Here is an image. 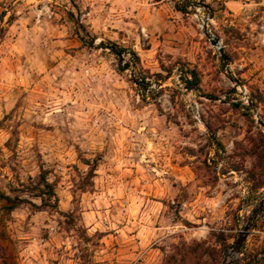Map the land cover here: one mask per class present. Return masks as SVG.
<instances>
[{
    "label": "rangeland",
    "instance_id": "obj_1",
    "mask_svg": "<svg viewBox=\"0 0 264 264\" xmlns=\"http://www.w3.org/2000/svg\"><path fill=\"white\" fill-rule=\"evenodd\" d=\"M230 1L0 0V190L24 199L2 223L14 264H221L264 197V131L234 81L264 120L249 60L264 58V0ZM42 170L58 199L38 196ZM262 252L264 210L234 264Z\"/></svg>",
    "mask_w": 264,
    "mask_h": 264
},
{
    "label": "water",
    "instance_id": "obj_2",
    "mask_svg": "<svg viewBox=\"0 0 264 264\" xmlns=\"http://www.w3.org/2000/svg\"><path fill=\"white\" fill-rule=\"evenodd\" d=\"M201 4L204 7H208V5H206L203 2H201ZM208 20H209V18H207L203 22L204 33H205L206 36H208V38L210 40V43L221 54V57H222L223 62L225 64H227L228 63V60L226 59L225 51H224V48H223V46L221 44V40H220L219 37H217L216 35H214V33H212L211 29L208 27ZM234 81L244 90L243 95L247 96V102H248L250 108L252 109L254 115L256 116V119H257L258 124L260 125V127H262V129L264 131V120L260 116L256 105L249 98V96L246 94V91H245V88H244L243 84L238 79H234ZM263 210H264V197H263L262 201L252 211V213L249 216V218H248L245 226L243 227V229L238 234V236H237L235 242L233 243V245L226 251V254L223 257V260H222L221 264H234L237 261V259L239 258V256L242 253V248H243L244 242L246 241L249 233L251 232V229L253 228V225H254L255 221L257 220L259 214Z\"/></svg>",
    "mask_w": 264,
    "mask_h": 264
},
{
    "label": "trees",
    "instance_id": "obj_3",
    "mask_svg": "<svg viewBox=\"0 0 264 264\" xmlns=\"http://www.w3.org/2000/svg\"><path fill=\"white\" fill-rule=\"evenodd\" d=\"M87 43L89 45H91V43L89 41ZM111 49L113 50V52L116 55L121 56V54H122L121 49H117L113 45L111 46ZM132 54L134 56H136L135 53H132ZM190 73L192 74V79H191V81L187 82V84H189L188 86H199V79H198L197 74L194 71H190ZM183 79H184V77H183ZM39 181H40V184L42 186L47 188V190L44 191V189H42L41 187H36V190L38 191V196H40L42 198V200H44V196L46 194H48L50 197L58 199L57 194H56L55 189H54V185L52 183H50L47 179L46 171L42 170V172L40 174V180ZM0 199L7 202L6 204H4L1 207V209L3 211V216L0 217V264H14L13 263L14 257L12 258V257H9V255H6L5 251L7 248L4 247L2 245V242H1L2 240L7 238L6 231L4 229H2V226H3L2 223H3L4 215L11 213L22 202H24V199H21L20 197L12 198L11 196L7 195L2 190H0ZM262 255H264V252H262ZM242 260L245 261L244 264H257L260 259L256 258V259L246 261V258L243 257ZM236 264H238V263H236Z\"/></svg>",
    "mask_w": 264,
    "mask_h": 264
},
{
    "label": "crops",
    "instance_id": "obj_4",
    "mask_svg": "<svg viewBox=\"0 0 264 264\" xmlns=\"http://www.w3.org/2000/svg\"><path fill=\"white\" fill-rule=\"evenodd\" d=\"M260 3H264V2H260ZM251 5H252V1H250V0H232V1L228 2V6L235 9L236 11L247 10L248 8H250ZM96 9H97V6L93 5V9L91 10L90 14H92L94 12V10H96ZM249 60H250V62L253 63L252 67H255V70H258L260 72V74L264 73V58L261 56V53L259 52V48L255 47L251 50V55H250ZM238 138H241V137L238 136ZM231 143H233V141H231ZM222 193H223V196L221 195L220 197H217V199H215V203L219 202V205H221V203L223 202L224 204L220 208L226 209L227 208V202H231L232 199H229L226 191H224Z\"/></svg>",
    "mask_w": 264,
    "mask_h": 264
},
{
    "label": "bare ground",
    "instance_id": "obj_5",
    "mask_svg": "<svg viewBox=\"0 0 264 264\" xmlns=\"http://www.w3.org/2000/svg\"><path fill=\"white\" fill-rule=\"evenodd\" d=\"M239 92H241L243 94L244 90L242 88H239ZM244 97H245V99H247V96L244 95Z\"/></svg>",
    "mask_w": 264,
    "mask_h": 264
},
{
    "label": "built area",
    "instance_id": "obj_6",
    "mask_svg": "<svg viewBox=\"0 0 264 264\" xmlns=\"http://www.w3.org/2000/svg\"><path fill=\"white\" fill-rule=\"evenodd\" d=\"M202 20V23L204 22V20L203 19H201ZM198 112V111H197ZM200 115H199V112L197 113V116L196 117H199Z\"/></svg>",
    "mask_w": 264,
    "mask_h": 264
}]
</instances>
